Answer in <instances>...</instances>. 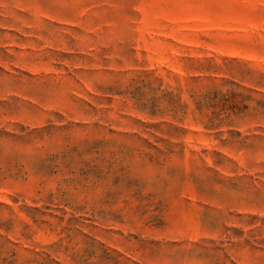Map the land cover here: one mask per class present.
<instances>
[{
    "label": "rangeland",
    "instance_id": "obj_1",
    "mask_svg": "<svg viewBox=\"0 0 264 264\" xmlns=\"http://www.w3.org/2000/svg\"><path fill=\"white\" fill-rule=\"evenodd\" d=\"M0 264H264V0H0Z\"/></svg>",
    "mask_w": 264,
    "mask_h": 264
}]
</instances>
